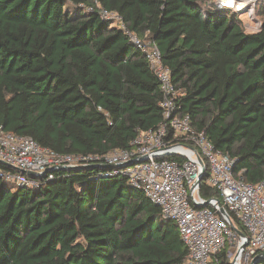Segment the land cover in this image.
Returning <instances> with one entry per match:
<instances>
[{
  "label": "trees",
  "instance_id": "obj_1",
  "mask_svg": "<svg viewBox=\"0 0 264 264\" xmlns=\"http://www.w3.org/2000/svg\"><path fill=\"white\" fill-rule=\"evenodd\" d=\"M259 14L250 34L214 0H0V131L61 155L130 149L163 121L160 82L131 38L148 34L195 130L262 183L264 0ZM114 171L59 169L28 188L0 163V264H186L175 222ZM200 195L222 202L205 183Z\"/></svg>",
  "mask_w": 264,
  "mask_h": 264
},
{
  "label": "built area",
  "instance_id": "obj_2",
  "mask_svg": "<svg viewBox=\"0 0 264 264\" xmlns=\"http://www.w3.org/2000/svg\"><path fill=\"white\" fill-rule=\"evenodd\" d=\"M131 38L160 82L163 121L159 127L140 133L130 149L103 155H61L29 137L0 131V162L14 170L4 175L5 181L35 188L43 174L48 181L54 179V172H49L52 170L109 166L116 174L123 172L132 188L145 193L159 205L165 219L175 222L189 252L186 264H220L218 256L223 252L229 264H264V182L246 183L243 172H235L236 160L216 149L204 132L195 130L179 104L184 90L173 82L158 47L148 34L144 39ZM143 159L146 161L141 162ZM130 162L136 163L123 168ZM203 183L219 191L221 203L241 224L243 229L234 226L244 237L221 215L215 199L209 200L208 207L199 208L207 202L200 195Z\"/></svg>",
  "mask_w": 264,
  "mask_h": 264
},
{
  "label": "rangeland",
  "instance_id": "obj_3",
  "mask_svg": "<svg viewBox=\"0 0 264 264\" xmlns=\"http://www.w3.org/2000/svg\"><path fill=\"white\" fill-rule=\"evenodd\" d=\"M214 1L216 2L217 5L218 4L221 5V6L218 5V7L225 8L228 6L231 7L233 10H235L247 33L252 34L260 30L261 21H262L259 14L261 0H242L245 1L244 3L240 2L241 0H214ZM247 1H249V4L245 5ZM235 4H237L238 6H236Z\"/></svg>",
  "mask_w": 264,
  "mask_h": 264
},
{
  "label": "water",
  "instance_id": "obj_4",
  "mask_svg": "<svg viewBox=\"0 0 264 264\" xmlns=\"http://www.w3.org/2000/svg\"><path fill=\"white\" fill-rule=\"evenodd\" d=\"M146 161V159H143V160H141V162H145ZM200 162H201V164H203V162L200 160ZM0 163H2V164H4V165H6V166H8L6 163H4V162H0ZM136 162H130V163H128V164H126V165H124L123 166V168H127V167H130V166H132V165H134ZM65 171H73L74 169L73 168H66V169H64ZM18 173H21L22 171L21 170H16ZM49 172H57V170H52V171H49ZM27 175H29L30 177H32V178H35L36 177V175L35 174H32V173H27ZM43 177H46V174H44L43 175ZM204 179V175L200 178V181L197 183V185L198 184H200L201 183V181ZM216 202H217V204H218V206H219V208H220V213H221V215H223V216H226L229 220H230V223H231V227H232V229L238 234V235H240L241 237H244L245 235L241 232V231H239L238 229H236V227L234 226V224H233V222H232V220H231V218H230V215L228 214V212L226 211V209L224 208V206H223V204L220 202V201H218V200H215ZM210 205V201H207L204 205H201V206H199V208H206V207H208ZM157 207H159V205H156ZM253 264H258V262L257 261H255Z\"/></svg>",
  "mask_w": 264,
  "mask_h": 264
},
{
  "label": "bare ground",
  "instance_id": "obj_5",
  "mask_svg": "<svg viewBox=\"0 0 264 264\" xmlns=\"http://www.w3.org/2000/svg\"><path fill=\"white\" fill-rule=\"evenodd\" d=\"M240 2H243V3H244L245 1H242V0H241ZM247 4H249V1H247V2L245 3V5H247Z\"/></svg>",
  "mask_w": 264,
  "mask_h": 264
}]
</instances>
